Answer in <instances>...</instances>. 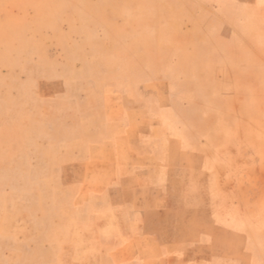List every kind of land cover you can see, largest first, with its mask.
I'll return each instance as SVG.
<instances>
[{
	"label": "rangeland",
	"instance_id": "obj_1",
	"mask_svg": "<svg viewBox=\"0 0 264 264\" xmlns=\"http://www.w3.org/2000/svg\"><path fill=\"white\" fill-rule=\"evenodd\" d=\"M0 264H264V0H0Z\"/></svg>",
	"mask_w": 264,
	"mask_h": 264
}]
</instances>
